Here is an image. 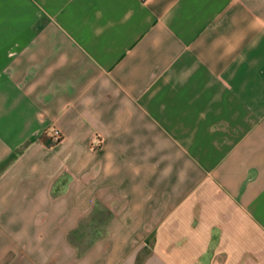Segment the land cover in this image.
<instances>
[{
	"label": "crops",
	"instance_id": "obj_1",
	"mask_svg": "<svg viewBox=\"0 0 264 264\" xmlns=\"http://www.w3.org/2000/svg\"><path fill=\"white\" fill-rule=\"evenodd\" d=\"M0 264H264V0H0Z\"/></svg>",
	"mask_w": 264,
	"mask_h": 264
},
{
	"label": "built area",
	"instance_id": "obj_2",
	"mask_svg": "<svg viewBox=\"0 0 264 264\" xmlns=\"http://www.w3.org/2000/svg\"><path fill=\"white\" fill-rule=\"evenodd\" d=\"M47 136L51 144H57L63 140V135L54 126L47 128Z\"/></svg>",
	"mask_w": 264,
	"mask_h": 264
}]
</instances>
